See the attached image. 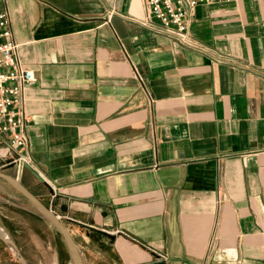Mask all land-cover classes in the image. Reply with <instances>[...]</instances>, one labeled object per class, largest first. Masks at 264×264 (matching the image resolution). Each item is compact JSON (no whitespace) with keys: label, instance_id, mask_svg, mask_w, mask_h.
<instances>
[{"label":"crops","instance_id":"obj_1","mask_svg":"<svg viewBox=\"0 0 264 264\" xmlns=\"http://www.w3.org/2000/svg\"><path fill=\"white\" fill-rule=\"evenodd\" d=\"M0 10L35 74L25 154L44 181L17 176L1 133L0 171L85 264H264V0L198 6L187 45L143 26V0Z\"/></svg>","mask_w":264,"mask_h":264},{"label":"built area","instance_id":"obj_2","mask_svg":"<svg viewBox=\"0 0 264 264\" xmlns=\"http://www.w3.org/2000/svg\"><path fill=\"white\" fill-rule=\"evenodd\" d=\"M236 0H143L145 19L142 24L161 30L176 41L189 44V31L195 9L204 4L231 3ZM35 82V74L19 59L12 20L7 10H0V133L7 134L8 146L16 152L13 162L20 177L31 161L26 151L30 140L24 109L25 92Z\"/></svg>","mask_w":264,"mask_h":264},{"label":"rangeland","instance_id":"obj_3","mask_svg":"<svg viewBox=\"0 0 264 264\" xmlns=\"http://www.w3.org/2000/svg\"><path fill=\"white\" fill-rule=\"evenodd\" d=\"M0 231L7 235L6 240L0 232V264H72L61 233L4 180L0 182ZM81 257L85 264V256Z\"/></svg>","mask_w":264,"mask_h":264},{"label":"water","instance_id":"obj_4","mask_svg":"<svg viewBox=\"0 0 264 264\" xmlns=\"http://www.w3.org/2000/svg\"><path fill=\"white\" fill-rule=\"evenodd\" d=\"M26 168L32 170V172L40 181H44L43 177L38 174L35 170H33L31 166H27ZM0 179L4 180L14 189V191L23 196L26 200H28V202H30L31 205L35 208V210H37V212H39L44 219L49 221L61 233L67 244L71 257V263L84 264L79 249L71 235L70 230L60 221L59 217L44 203H42L35 195L29 192L26 187H24L19 182V179L13 178L1 171Z\"/></svg>","mask_w":264,"mask_h":264},{"label":"bare ground","instance_id":"obj_5","mask_svg":"<svg viewBox=\"0 0 264 264\" xmlns=\"http://www.w3.org/2000/svg\"><path fill=\"white\" fill-rule=\"evenodd\" d=\"M1 233H3V236L6 238V240H7V235L4 233V232H2V231H0ZM8 241H9V239H8Z\"/></svg>","mask_w":264,"mask_h":264}]
</instances>
